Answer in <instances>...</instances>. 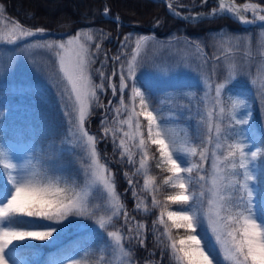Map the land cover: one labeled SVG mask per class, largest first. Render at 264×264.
<instances>
[{
	"label": "snow or ice",
	"instance_id": "snow-or-ice-1",
	"mask_svg": "<svg viewBox=\"0 0 264 264\" xmlns=\"http://www.w3.org/2000/svg\"><path fill=\"white\" fill-rule=\"evenodd\" d=\"M202 2L206 3L207 0ZM169 7L172 8V5ZM249 10L253 13V19L246 20V23L264 22V7L259 3L242 6L237 4L225 9L223 0H220L218 8L213 9L210 15L216 17L221 14H231L234 17L243 18L244 13ZM107 14L108 11L105 8V15ZM28 15L32 16L31 13ZM199 19V17H191L192 21ZM36 35H45V29L41 27L33 31L20 23H15L14 30L0 39H4L7 44L15 45L19 41ZM100 35L105 36L103 32ZM145 39L146 37L139 36L136 46L131 49L130 58L126 59L128 45L125 41H130V36L124 37L117 54L111 56L113 68L110 75L107 74L108 54L105 51L104 58L98 60L102 45L96 42L93 48L91 36L88 37L87 42H79V33H77L66 41L40 40L23 45L19 49V52L23 54L25 49L47 48L56 56L59 74L62 76L56 95L62 102L63 114L70 126L69 131L71 132L72 128L78 130L77 141L83 151L79 160V175L83 177V182L78 183V180L73 178L61 183V177L54 174V169L49 164V161L55 158L53 154H48L46 149L34 139L26 144L5 141L3 125H0V181L7 185L0 194V264H27L24 256L16 251L20 247L18 242L49 241V238H53L54 241L53 234L61 230L58 227L42 230L21 227L17 223L18 218H42L57 225L61 221L69 220L70 217L95 219L97 209L102 205L89 199V193L93 188L98 193L97 201H107L105 215L96 221L99 228L107 233V239L102 242L103 247L110 248L113 254L122 256L124 264H132L133 250L126 248L122 243V239L125 238L123 233L119 229L109 230L110 226L114 227L121 215L124 224L128 225L127 231L130 234L126 239L130 243L136 241L139 245H144L145 239L139 231H136L134 235L131 234L133 229L130 224L135 217L127 211L122 197L117 192L113 171L101 159L97 149L99 139L106 138L109 131L107 127H104L107 117L101 119L105 137L98 138L86 130L88 118L91 115L90 109L94 104L104 108L106 112L113 104V101L109 99L105 105L100 95L107 89H111L113 97L119 94L120 105L125 104L127 89L131 90L133 102L139 98L138 105L133 104L126 118L122 119L120 109L116 108L114 119L121 127H117L112 133L114 155L117 148L115 134L122 132L123 138H120L118 145L122 150L120 155L122 157L127 155L128 163L133 164L132 154L126 142L138 140V145L134 146L138 147L142 153L140 171H145L146 162L149 159L147 145H155L160 158L156 166L165 164V170L171 174L163 179V184L178 190L174 195H166L161 202L154 194L159 189H152L151 203L153 207L160 208L159 224L163 225L164 229L161 237L167 240L170 261L174 260L175 264H222L209 250L206 237L201 233V228L206 227L208 235L214 238V243L227 264H264V223L257 219L255 200L257 186L264 181L260 173L253 170L259 168L258 158H264V138H259V145L252 149L244 129L242 127L235 129V142L228 144L226 155L222 158L223 161L228 162L224 169L225 174H219L216 160L220 158L213 151V171L205 175L204 163L208 160V144L213 143V113L208 111L206 120L203 116L200 117V121L207 126V132L202 134L204 138L199 145L193 140L177 147L175 139L171 138L169 126L163 122L158 123L160 114L153 107V96L157 89L162 90L164 94L169 91L182 94L186 88H191V85L179 74L167 75L159 70L151 80L141 85L137 77L141 66L138 56L140 44ZM199 47L200 45L197 44V48ZM211 59L212 72L215 74L216 61H219L220 57L213 56ZM97 62L98 66L93 67ZM95 76H98L99 82H96ZM116 76L119 77L118 85L113 80ZM235 80L236 76L233 75L226 83L216 84L215 100L219 105L223 94L229 93L231 104L228 113L231 121L235 125L246 126L250 124L251 110L246 96L232 92ZM202 84L203 87L198 88L197 91H203L207 95L212 90V76L205 78ZM259 104L264 109V88L259 92ZM224 112L225 109L221 107L220 113ZM241 112L243 115H238ZM141 117L147 122V139L142 131ZM232 122L228 124L229 129L233 128ZM123 125H127V131L123 129ZM220 134L221 125L217 122L215 123L217 146H219ZM182 156L184 162H182ZM196 156H199L198 164L190 163L187 159V157ZM237 159H239L238 165ZM120 163H123V160ZM237 168L242 170L243 180L236 178L240 174ZM194 172L195 176H193ZM145 175L147 178L144 179V189H149L154 178L147 176L146 171ZM125 178L133 197H136L134 181L129 178L127 172H125ZM197 186L200 189L199 193L196 190ZM205 189L209 193L207 206L201 203L205 199ZM178 202H182L187 207L168 210V204ZM136 207L139 209L141 204H137ZM137 224L139 229L145 228L143 223L137 221ZM84 227L86 226L81 225V228ZM173 229H184V235L173 236ZM161 242H163L162 239ZM31 255L36 257L39 253L33 251ZM67 264H80V262L73 259ZM99 264H104L103 254Z\"/></svg>",
	"mask_w": 264,
	"mask_h": 264
},
{
	"label": "trees",
	"instance_id": "trees-1",
	"mask_svg": "<svg viewBox=\"0 0 264 264\" xmlns=\"http://www.w3.org/2000/svg\"><path fill=\"white\" fill-rule=\"evenodd\" d=\"M194 1L196 5L193 12L209 13L216 7L214 0H208L206 3L202 0ZM245 1V0H239ZM264 4V0H254ZM105 8L108 14L105 15ZM0 34L10 24L20 23L23 27L31 28L35 31L36 28H44L45 35L33 36V39L42 40H64L66 37L76 35L79 32L86 31L92 38V46L96 42L102 45L101 53L98 60L104 58L106 51L109 57V65L107 70H111L110 55L117 54V50L121 46V41H124L125 36H130V41H125L128 45V52L136 46V41L139 36H150L166 41H176L186 39L194 44H199L205 55L211 59L213 56H223L228 50L222 49V45L233 40L234 37L242 39L243 34L248 32L264 29L263 26L243 27L228 16H219L212 19H201L197 21H186L179 16L172 14L166 7L165 3L155 0H0ZM186 12L185 9H182ZM29 13L32 14L29 17ZM120 17V20L114 19ZM103 32L105 36H101ZM254 35V39H255ZM26 39V40H33ZM253 39V40H254ZM25 40V41H26ZM18 42L16 45H20ZM4 39H0V53H4ZM233 48L232 50H235ZM3 51V52H2ZM256 52H259L257 49ZM3 58H8L5 53ZM98 66V62L93 67ZM96 82H99L98 76L94 77ZM36 81V80H32ZM37 82V83H36ZM35 86L32 83L24 84L18 81H12L9 76L0 80V125H3L5 141H14L20 144H26L29 140H35L40 146H43L48 154H53L55 158L49 161V164L54 169V174L61 177V183L64 180L76 178L78 183L83 182V177L80 173V157L83 155L82 148L77 141V132L75 128L69 131L66 118L62 110V102L59 101L56 92L51 86L46 83L36 81ZM241 87L244 93H247L245 85L236 81L235 85ZM168 98H174V95H166ZM108 100L113 99L110 89H107L105 95ZM186 100V97H182ZM189 102L192 106L191 113L179 116L180 119L169 118L166 123L170 125L171 138L175 139L177 147L184 145L186 142L195 140L196 144H200L203 139V129L196 132V127L199 129V115L195 109V97L192 94ZM107 105V104H105ZM114 103L112 104V106ZM171 110L161 108L155 109L160 114V119L163 117L162 111ZM177 114L179 110H176ZM105 109L99 107L97 112H93L90 117L93 119L91 132L99 135L100 138L105 137L101 119L107 117L104 114ZM112 117H107L111 119ZM183 122L182 126L178 123ZM188 122V124H186ZM232 122L231 117L227 114V120L223 122L220 134V155L223 158L226 155L228 144L233 142L235 138L234 130L237 129L233 123V128L229 129L228 124ZM174 124V127L171 126ZM198 125H197V124ZM200 125V126H199ZM110 124L104 125L109 129L106 138H102L97 149L103 161L113 171L116 187L119 190V195L122 197L127 211L135 217L130 226L133 229L132 235L136 231L144 237L145 243L143 246L136 241L131 243L126 239L130 235L127 231L128 225L124 224L123 216L115 222L114 227L110 226L109 230L119 229L125 238L123 244L126 248L133 250L132 264H175L174 260L170 261V253L167 248V240L161 237L162 231H155L152 227V222L160 214L159 207L152 206L153 191L159 189L154 194L161 202L164 201L166 195H174L178 191L163 184V179L171 175L168 173L165 164L157 167L159 162V153L156 152V146L148 144V174L154 178L152 187L144 189L141 179L135 176L134 169L124 161L120 155L118 139L116 133L115 144L117 145L116 154L113 149V130ZM112 127V126H111ZM92 128H95L94 130ZM258 144L262 138L255 135ZM210 144H208L209 147ZM59 153V155H56ZM190 163H200L199 156L187 157ZM123 160V163L120 161ZM260 175L264 181V158H259ZM182 162L184 157L182 156ZM227 161H223L224 169ZM237 165L239 159L236 160ZM209 162L204 163V174L208 175ZM127 172L129 178L134 181V186L137 191V196L133 197L132 190L129 184H122L121 173ZM238 179L243 180L242 170L237 168ZM225 174V172H224ZM223 174V175H224ZM195 176V172L193 173ZM7 185L0 181V194L3 193ZM126 192L123 193V188ZM197 193L200 189L197 186ZM205 195H206V189ZM258 201L257 207L261 218L264 220V183H261L257 189ZM96 201V199H93ZM191 203V202H190ZM204 204V200L201 201ZM141 204L137 209L136 205ZM168 210H177L186 207L182 202L176 204H168ZM147 209V211H145ZM99 209H97V216ZM96 216V218H97ZM85 219L83 217H70L69 220L61 221L59 225L52 221L44 220L36 217L18 218L17 223L21 227L45 229L48 227L60 228L59 233H54L55 240L49 238V241H32L20 243V247L16 251L20 252L27 261V264H62L65 260L73 257H81L87 264H99L103 254L104 264H113V252L110 248H104L102 242L107 239V233L99 228L97 220ZM143 223L144 229H139L138 224ZM67 225V227H62ZM81 225L86 227L81 228ZM201 233L205 235L204 228H201ZM173 236L184 235V229H173ZM161 237V239H157ZM208 238L206 237V240ZM206 244L212 254L217 258L216 250L213 246ZM35 251L39 255L33 257L31 253ZM87 253V255H86ZM118 264H124L118 263Z\"/></svg>",
	"mask_w": 264,
	"mask_h": 264
},
{
	"label": "rangeland",
	"instance_id": "rangeland-1",
	"mask_svg": "<svg viewBox=\"0 0 264 264\" xmlns=\"http://www.w3.org/2000/svg\"><path fill=\"white\" fill-rule=\"evenodd\" d=\"M248 1V0H245ZM242 1V2H245ZM174 3L180 5L181 7L187 8L188 12L179 11L181 14L188 16V18L191 19V17H203L205 15L196 12L192 13V9L195 6L194 1L189 0H175ZM247 4H253V3H247ZM227 7H233V5L227 3ZM187 13V14H186ZM212 13V12H211ZM247 15L253 16V13L251 10L246 12ZM212 19V18H211ZM14 30V24L8 25L0 34V37L7 36L9 33H11ZM19 31V30H15ZM254 35L256 36L254 39ZM75 36V35H73ZM90 35L86 31L79 32V42H87L88 37ZM72 36L66 37L64 41H66L68 38ZM145 41H142L139 48V56H138V62L140 63V67L137 72V77L139 83L142 85L146 81L151 80L155 75L156 71L159 70L161 73L167 74V75H181L187 83L191 85V88H186L182 94L173 93L169 91L167 94H164L162 90L157 89L154 93L153 99H154V109L158 110L161 108L170 109L173 108V111L171 110H165L162 111L163 117L160 120V123L163 122L164 124L169 126L168 123H166V120L169 118L172 119H180L181 113L188 114V116L191 113L192 106L189 102V99L191 98L192 94L195 97V109L197 110V114L199 115V129L196 127V132H200L201 129H203L204 132H207V126L205 123H202L200 121V117L203 116L205 120L207 119V112L212 111L213 113V143H211L208 147V162H209V170L208 175L212 173L213 171V151L216 152L217 156L220 158L216 160V164L218 169L220 170L221 175L224 174V165H223V159L220 155V146L221 143L219 141V146L215 143V123H220L221 128L223 126L224 120H227V114L228 108L230 107L231 100L229 99V93L225 92L223 96L221 97L220 104L217 105L215 100V86L218 83H226L228 79L231 78V76H236V81L241 82L245 85V89L247 93H244L241 87L234 86L232 89V92L235 94H239L242 96H246L247 100L249 102L248 107L251 110V119L250 124L246 126H239L236 125L237 128H243L244 133L247 137V141L250 143L252 149H254L256 146H258V140L255 137V135H259L260 137L264 138V109L261 108L259 104V92L262 88H264V29H260L257 31H252L251 33L248 32L247 34L242 35V39H237L238 37H234L233 40L230 42H227L226 44L222 45V49H227L228 52L220 57L219 61H216V69L215 74L212 72V59H209L203 49L201 47L197 48V44L192 43L189 40L186 39H178L176 41H166L161 40L157 38H152L150 36H145ZM26 39H33L32 37L26 38ZM22 40L19 42H22L20 45H11L7 44L4 40V53H0V80L5 78L6 76H9L12 81H18L19 83L24 84H30L33 82L35 86H38L35 84L36 81L44 82L48 86H51L52 89L57 92L59 83L62 81V76L59 74L58 64L56 63V56L54 52L51 50H48L47 48H40V47H34L30 49H25V52L21 54L19 52V49L26 44H31L35 41H40L42 39H33V40ZM254 39V40H253ZM26 40V41H25ZM51 40V39H49ZM61 40V39H59ZM239 41V44H238ZM75 46V42H74ZM233 48H236L235 50H232ZM257 49H259V52H256ZM3 52V51H2ZM5 53L7 54L8 58H3ZM131 52L127 53L126 59L130 58ZM112 55H110L111 57ZM112 68L113 64L111 62ZM118 67V65H117ZM111 70H107V74H111ZM171 69L172 71L169 72L168 70ZM212 76V90L208 92L207 95L204 94L203 91H197L198 88H202L203 84L202 81L207 78L208 76ZM36 81H32V80ZM114 82L118 85L119 83V77L116 76L113 78ZM37 83V82H36ZM143 90V89H142ZM111 91V89H110ZM106 93V92H105ZM105 93H101L100 95L103 97ZM174 95V98H168L166 95ZM112 96V93H111ZM132 93L130 89L126 90V101L124 105H120L119 103V94L117 96L113 97L111 99L114 103V105L109 106V111H105V115L107 117L111 116V119H105L104 125L110 124L111 130L116 129L117 127H121V125L118 124V122L114 119L116 116V108L120 109V115L121 118H126L129 111L133 107V104L135 103L138 105L139 98H136V100L133 102L131 99ZM182 97H186L187 101L182 99ZM104 104H107L108 99L106 97L102 98ZM223 107L225 109V112L223 114L220 113V108ZM99 109L98 106L93 105V107L90 109L91 114L93 112H97ZM139 109L137 108V111ZM176 110H179L178 114ZM157 112V111H156ZM238 115H243V113H238ZM73 118H75V114H73ZM142 122V131L144 133L145 139H147V122L143 120V118H140ZM88 123L86 125V130L90 133L91 132V126L93 119L89 116ZM159 123V121H158ZM184 123L180 122L178 123V126H182ZM188 124V122H186ZM197 124V123H196ZM197 124V125H198ZM171 126L174 127V124L171 123ZM125 131H127V125L122 126ZM93 130L95 128H92ZM119 135H117L118 142L120 138H123L122 132H116ZM96 137L100 138L99 135L93 134ZM235 137V135H234ZM101 139H99L100 141ZM233 142H235V138L233 139ZM127 147L129 148L134 163L129 165L134 169L135 176L141 179V183L144 187V179L147 178L145 175V171L148 174V161L146 162V170L140 171V158L142 153L140 152V149L134 145H138V140L136 141H127L126 142ZM122 151V150H121ZM124 161L128 164V158L127 155L123 156ZM259 159V158H258ZM259 163V161H258ZM254 171L260 172V165L259 168L253 169ZM121 180L123 186L124 184H127L128 181L125 178V172L121 173ZM150 177V176H149ZM152 187V183L149 185V189ZM117 188V187H116ZM123 188V193L126 192V189ZM258 189V186H257ZM117 192L119 193V190L117 188ZM98 196V193L96 192V189L93 188L89 193V199L93 200L96 199ZM209 196V193L206 189V195L204 199V205L207 206V197ZM256 204L258 201V192L255 197ZM94 203L99 202L101 203V208H99V213L96 218L98 220L101 216L105 215V211L107 208V201H93ZM187 207V206H186ZM171 210V209H170ZM178 210V209H177ZM159 216L152 222V227L155 231H158L159 229L163 233V225L159 224ZM256 216L259 222L264 223V220L260 216V212L258 210V207H256ZM166 219V217H165ZM155 222V223H154ZM206 237L208 238L206 241L208 244L214 247L217 253V259L222 262V264H227L226 261H223L222 255L219 253L218 246L214 243V238H211L207 231L206 227H204ZM166 239V238H165ZM25 242H32V241H22L18 242L25 243ZM123 243V239H122ZM11 247V246H10ZM170 253V249H169ZM78 260L80 264H87L81 257H73L68 260H65L62 264H67L69 260ZM113 264L123 263L124 258L118 254H113Z\"/></svg>",
	"mask_w": 264,
	"mask_h": 264
},
{
	"label": "water",
	"instance_id": "water-1",
	"mask_svg": "<svg viewBox=\"0 0 264 264\" xmlns=\"http://www.w3.org/2000/svg\"><path fill=\"white\" fill-rule=\"evenodd\" d=\"M157 1H162V2H164L165 4H166V6H167V8L170 10V11H172V12H174V13H178L179 15H181V17L183 18V19H185V20H188L189 18H188V16H185V15H183V14H181L180 13V11L177 9V8H175V7H180V5H176L175 3H174V1L175 0H157ZM219 3H220V0H217ZM223 3H224V5H225V8L227 9V7H226V3H231V4H233V5H243V4H245V2H238V1H236V0H223ZM252 3H258V2H254V1H252ZM169 5H172V8H170L169 7ZM261 5V4H260ZM262 7H264L263 5H261ZM203 15H205V16H207V17H211V16H208V15H206V14H203ZM229 16L231 17V18H233L234 20H236L237 22H239L240 24H242V25H244V26H258V25H263L264 24V22H259V21H257L256 23H246L245 21L246 20H252L253 19V17H249V16H247L245 13H244V16H243V18H240V17H234V16H232L231 14H229Z\"/></svg>",
	"mask_w": 264,
	"mask_h": 264
},
{
	"label": "flooded vegetation",
	"instance_id": "flooded-vegetation-1",
	"mask_svg": "<svg viewBox=\"0 0 264 264\" xmlns=\"http://www.w3.org/2000/svg\"><path fill=\"white\" fill-rule=\"evenodd\" d=\"M217 2V1H216Z\"/></svg>",
	"mask_w": 264,
	"mask_h": 264
}]
</instances>
